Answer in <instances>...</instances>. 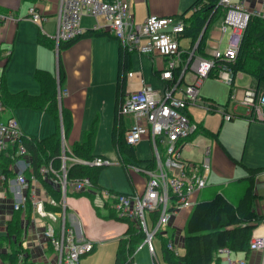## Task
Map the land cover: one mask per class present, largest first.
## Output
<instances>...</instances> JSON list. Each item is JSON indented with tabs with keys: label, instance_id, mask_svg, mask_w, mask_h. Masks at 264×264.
<instances>
[{
	"label": "built area",
	"instance_id": "1",
	"mask_svg": "<svg viewBox=\"0 0 264 264\" xmlns=\"http://www.w3.org/2000/svg\"><path fill=\"white\" fill-rule=\"evenodd\" d=\"M218 4L226 8L218 44L227 27L231 33L225 52L220 54L216 49L213 56L231 61L238 51L248 17L264 20V0H218ZM26 14L39 31L53 41L56 53L60 42L72 40L84 32L79 25L80 17L90 15L95 18L92 28L108 31L118 41L122 51L161 55L165 58V66L158 74L163 83L161 90L142 84L138 89L128 92L118 106V118L131 115L133 119L123 132L125 144L134 147L145 139L149 141L152 150L150 160L144 163L119 157L133 185L137 177L138 188L134 185L130 192L111 193L96 187L85 176L68 179L67 170L72 164L103 167L111 164V161L102 155H94L89 159L78 157L65 143L61 129L59 164L55 165L52 160L45 159L34 169L30 161H25L23 167L27 164V168L31 169L29 176L21 170L12 179L17 187L14 191L17 200L12 202L13 210H24L29 203L34 213L32 229L36 231L41 227L43 240H27V232H24L21 238L22 251L17 261L11 264H24L25 259L27 264L33 263L27 255V250L32 246L50 253L46 264H79L80 258L93 250L94 241L67 224L66 197L71 192L90 193L100 198L103 205L108 203L116 218L136 225L137 231L142 234V241L136 249L145 245L154 264H159L154 242L157 236L167 237L166 248L174 256L179 255L183 236L181 228L173 221L184 211L190 212L199 194L207 186L211 172L210 146L203 147L200 161L182 156V151L188 148L190 136H194L198 126L188 113L187 106L202 105L209 110L216 106L199 95L201 76L182 83L183 75L196 54L198 40L190 48L181 49L178 43L184 30L181 18L150 13L142 23L137 24L126 0H57L55 32L50 35L42 27V22L48 16L35 5H30ZM15 19L10 14H0L2 23ZM207 63L209 67L214 65L213 59ZM216 73L215 77L225 83L230 85L234 82V75L227 65L217 66ZM132 74V71H128L126 77H132ZM66 93L65 88H57L59 98ZM241 103L248 108L251 119L264 122V88H246ZM1 108L0 104V114ZM219 109L223 120L235 116L228 105H222ZM28 137L13 116L0 118V153L10 150L16 167L21 165V158L27 154L25 140ZM38 177L56 186L59 192L57 199L45 193ZM259 224L263 231L254 232L248 246L250 250L261 251L260 264H264V217ZM218 252L226 264H245L244 258H232V252L226 247L219 248Z\"/></svg>",
	"mask_w": 264,
	"mask_h": 264
},
{
	"label": "crops",
	"instance_id": "2",
	"mask_svg": "<svg viewBox=\"0 0 264 264\" xmlns=\"http://www.w3.org/2000/svg\"><path fill=\"white\" fill-rule=\"evenodd\" d=\"M194 1L195 0H126L132 13L133 20L137 24L142 23L145 17L150 13L164 17L172 16L178 19H182L183 16L186 18L194 11L192 7ZM56 3L57 0H0V14H10L16 17L13 21L5 23L0 22V78L4 80L3 86L12 93L26 90L29 94L38 95L41 92V88L39 82L34 78V72L36 70L47 71L48 75L54 78L56 95L58 87L67 90L65 95H62L60 98L57 96V98L59 104L70 114L71 126L67 135L65 136L64 134V136L65 143L71 150L75 143L82 141L85 131L89 129L93 120L97 121L93 143L96 135L99 134L103 128V123L107 122V120L111 123L110 138L112 139L114 130L117 137L122 136L123 138V132L132 123L133 119L131 115H124L118 119V124H115L116 107L120 97V94L117 92V78L120 70V47L118 41L105 30L102 31L105 32L103 34L95 35L93 33H87L89 29H92L95 18L90 15H82L79 25L84 29V32L69 44L63 43L56 53L53 46L42 44L38 41L39 29L26 16L28 7L30 5H35L42 13L48 16L47 19L42 22V27L45 33L50 35L55 32ZM136 6H140V10H137ZM223 16L216 18L221 19V25L220 28H214L211 33V39H215L216 41L224 25ZM214 21L210 23V26ZM210 26L208 27V31ZM200 35L202 34L200 33ZM178 43L181 49H188L193 45L194 41H192L191 35L186 34L179 36ZM212 44L213 42L206 38L204 52L208 56H213L216 50L213 49ZM218 51L221 54L219 48ZM208 60L209 59L203 58L196 52L189 68L183 75L182 83L191 82L196 76H201L202 82L199 87V95L203 100H211L214 102L212 98L203 96L209 94L207 92L213 82L217 83L214 77L208 76V71L210 69L207 63ZM59 64L64 72V78L60 83L58 82L57 76V67ZM164 66L165 58L161 55H139L135 52L129 53L125 60V70L132 71L133 74L132 77H124L122 82V96L138 89L142 84L150 85L154 89L161 90L163 83L158 78V74ZM235 77L237 80L229 86L228 99L224 104L228 105L229 109L232 111L239 106L246 108V113L237 115L245 118V120L241 119V123L243 126V137L245 135L246 140L251 132V127L256 124L252 122L253 119L248 115V108L241 103V99L243 98L244 90L246 88H252L255 85V81L250 75L241 72H238ZM112 88L113 94L111 93V95H109ZM188 108L189 106H187V111L192 117ZM106 112L108 113L106 114ZM10 115L16 119L21 131L28 136L41 139L57 132L60 151L61 129L64 133L60 111L58 118L55 119L45 109L14 107L3 110L0 114V118L5 119ZM48 118H51L53 121H50ZM223 121L228 122V120H223L221 117L216 129L204 125L202 121H198L202 129L211 133L210 135L198 133L211 139L212 143L209 145L211 172L223 179L222 183L218 185L207 184L198 197L199 199L208 198L215 191H221L228 199L235 203L247 185V181L244 179L247 175L244 166L255 168L264 167V165H247L236 157V154L231 152V147L221 138L220 128ZM119 131L122 134L119 135ZM195 135L189 140L191 141ZM146 141L149 145V141L144 139L134 147H131L132 151L130 153L122 155V153L119 154L117 152L118 157L128 158L136 163L149 161L151 156L143 159L137 158L136 156L137 147L142 142ZM93 143L91 153L93 155H102L94 152ZM192 145L193 144H189L185 151H189ZM10 153V150L0 153V237L6 235L7 222L13 218L15 213H18L20 240L24 232H27V240L42 241L43 238L40 234L41 227L37 228L36 231L32 229L31 219L34 213L31 205L28 203L24 210H13L12 208V202L17 200L14 197V191L17 187L12 179L15 177L16 173L21 170H23L26 176H29L31 169L27 168V164L24 168L23 162L30 161V165L33 167L34 160L32 154L28 151L27 154L21 158V165L16 167L13 164ZM200 154L202 155V149L200 150ZM77 156L81 157L79 155ZM45 159L47 158L43 157L39 161V164ZM2 160H6L5 165H2ZM53 163L58 165L59 161ZM236 164H239L242 169V173L240 171L238 172L237 175L239 176L237 179L243 182L237 186L233 185L234 183L232 182L234 180L233 178L237 177L235 172ZM211 172L208 175V179ZM38 179L48 196L55 199L59 197L58 189L53 183L47 179H40L39 177ZM257 180L256 192L259 197L256 200V207L264 212V178L259 174ZM134 185L138 188L139 184L137 179ZM134 185L132 184L131 190H133ZM68 198L70 206L67 204ZM66 204L67 224L94 241L93 250L82 256L79 260V264H113L118 240L126 237L125 232L128 226L124 225V222L127 221L116 218L115 215L112 214V210L108 203L103 205L100 198L94 197L90 193L71 192L66 197ZM46 206L51 208L48 204ZM173 222L175 223V221ZM261 231H263V228L258 224L252 230V234ZM155 242V249L156 247L162 249L160 241L155 239ZM11 249L12 247L10 245L8 246V244L0 246V252L2 253H9L12 251ZM181 253H183V251ZM232 254L235 258H244L245 264H260L262 253L259 250H250L247 253L232 252ZM27 255L33 260L31 264H46L47 258H50L49 252H44L36 246H32L28 249ZM162 258L160 262L158 260L159 264H167ZM133 264H154L145 245H140L135 249L133 253ZM217 264H226V261L221 256L217 260Z\"/></svg>",
	"mask_w": 264,
	"mask_h": 264
},
{
	"label": "trees",
	"instance_id": "3",
	"mask_svg": "<svg viewBox=\"0 0 264 264\" xmlns=\"http://www.w3.org/2000/svg\"><path fill=\"white\" fill-rule=\"evenodd\" d=\"M192 7H196V9L186 18L184 16L182 17L184 30L180 36L186 34L191 35L192 41L195 42L198 40L195 52H198L203 58L213 59L214 65L210 67L208 76L215 77L217 74V66L224 64L230 68L234 78L238 72L248 74L255 81L253 87L263 89L264 20L254 16L248 17L246 26L242 31L236 56L233 60L226 61L221 57L208 56L204 52L206 33L210 23L216 18L223 16L226 8L218 4V0H195ZM206 23L207 26L202 35H200ZM102 31L92 28L87 33H93L95 35L105 33ZM76 38L60 42L58 49L63 43L69 44ZM38 41L54 47L52 40L39 30ZM128 54L120 49V70L117 78V92L120 94V97L116 107L115 124H118V106L124 97L122 96V82L128 72L125 70V60ZM248 65L253 68H248ZM57 72L58 82L60 83L64 78V72L60 64L57 67ZM34 78L39 82L41 88V92L38 95L29 94L26 90H20L14 93L9 92L3 86L4 80L0 78L1 113L6 108L31 107L45 109L57 119L60 111L64 134L66 136L71 126L70 114L59 104L54 78L48 75L47 71L43 70H36L34 72ZM232 84L233 82L230 86ZM211 104L214 105V102L211 101ZM223 105L225 106L226 104ZM96 127L97 121L93 120L89 129L85 131L82 141L72 146L73 152L81 156V158L89 159L94 156L91 150ZM198 133L205 135L211 134L209 131L202 129L199 123L195 134ZM120 134L122 133L119 131ZM112 141L119 154L122 153L123 155L132 151V148L125 144L122 136L117 137L115 130L112 133ZM25 145L27 152L29 151L32 154L34 169L37 168L39 161L43 157L53 162L59 161V136L57 132L41 139L29 136L25 140ZM5 161L2 160V165H5ZM101 168L102 166L72 164L67 170V178L73 179L85 176L90 178L96 187L101 188L97 181ZM244 168L247 172L246 177H244L247 185L235 203L228 199L221 191H215L208 198L198 199L196 201L182 228L183 253L174 256L165 246L168 238L160 236L163 260L167 264H217V260L221 257L218 249L222 247L228 248L231 252L247 253L250 251L248 242L252 235V230L264 217V212L256 207V200L259 197L256 192L257 176L261 174L264 178V167L253 168L244 166ZM6 226L7 233L5 236L0 237V246L8 244V246L10 245L12 247V251L9 253L0 252V262L3 264H11L17 261L18 254L22 251L21 240L19 238L18 213L13 215V218L7 222ZM125 234V238L118 240L113 264H133V252L142 241V234L139 232L135 233L133 227H131V223H129ZM25 261L24 264H27Z\"/></svg>",
	"mask_w": 264,
	"mask_h": 264
},
{
	"label": "rangeland",
	"instance_id": "4",
	"mask_svg": "<svg viewBox=\"0 0 264 264\" xmlns=\"http://www.w3.org/2000/svg\"><path fill=\"white\" fill-rule=\"evenodd\" d=\"M136 9L140 10V6H136ZM138 12V11H137ZM138 14V13H137ZM221 19H216L214 23L210 26L208 33H206L207 40H211L213 42L212 47L213 49L220 50L221 53L225 52L227 47L228 37L231 33L230 28H226V31L223 34L221 43L215 39H211V33L214 28H220ZM248 68H253L252 66H247ZM217 83H212L209 91L203 96L212 98L214 100V104L216 105L212 110L203 107L202 105H189V111L192 114L193 119L198 123V121H202L204 125L210 126L213 128H217L218 123L220 121L221 112L220 107L226 102L228 99V91H229V84L225 83L223 80L214 77ZM237 78H234V81ZM264 87V86H262ZM113 94L110 91L109 95ZM202 94V93H201ZM211 101V100H210ZM232 102V101H230ZM207 104V103H205ZM208 105V104H207ZM206 105V106H207ZM205 106V105H204ZM108 112H106L107 114ZM235 116L228 120V122L223 121L221 126V138L224 142L231 147V152L236 154V157L241 159V161L250 166H257V165H264V122L253 120L252 122L256 125L251 127V132L248 135V138L245 140V135L243 137V126L241 123V119H244L241 116H237L240 114L246 113V108L241 106L237 107L234 112ZM51 120V118H48ZM247 121V120H246ZM111 123L107 120V122L103 123V128L96 135L94 140V152L102 154L103 156L107 157L111 164L107 166H103L99 173H98V183L101 188L114 193V192H129L132 189V184L130 178L124 169L123 165L119 162V157L117 151L112 143L111 137ZM245 140V142H244ZM211 139L197 134L195 137L190 141V144H193L189 151H182V156L188 159H193L195 161H200L202 155L200 154V150L203 149L204 146L211 145ZM152 154L151 146L148 145V142H142L136 149V156L137 158L143 159L148 158ZM235 172L236 175L240 171L242 173V169L239 164H236ZM235 175V176H236ZM239 175L234 177L233 185L242 184L241 180H238ZM135 178V177H134ZM137 179V177H136ZM222 177L213 174L211 172L209 179L207 180V184L218 185L222 183ZM232 185V186H233ZM231 187V184H230ZM67 204L70 206L69 198L67 200ZM27 206V205H26ZM189 214V211H184L182 214H179L175 219V224L179 226L181 229V234L183 236L182 227L185 225L186 218ZM124 225L129 226V223L124 222ZM136 226V225H135ZM131 223V227L135 233H137V228ZM159 241L161 240L159 236H157ZM155 242V241H154ZM156 243V242H155ZM157 250V258L159 262L162 258L163 250L161 248L156 247ZM180 253L183 251V246H179ZM232 258H235L232 254ZM163 260V258H162Z\"/></svg>",
	"mask_w": 264,
	"mask_h": 264
},
{
	"label": "water",
	"instance_id": "5",
	"mask_svg": "<svg viewBox=\"0 0 264 264\" xmlns=\"http://www.w3.org/2000/svg\"><path fill=\"white\" fill-rule=\"evenodd\" d=\"M206 26H207V23L204 25V27H203V29H202V32H201V34H202V33H203V31L205 30Z\"/></svg>",
	"mask_w": 264,
	"mask_h": 264
}]
</instances>
